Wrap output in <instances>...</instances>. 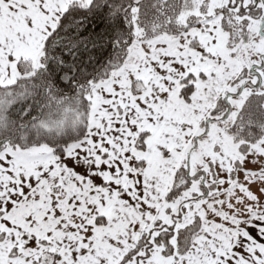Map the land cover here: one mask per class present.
<instances>
[{
    "label": "snow or ice",
    "instance_id": "1",
    "mask_svg": "<svg viewBox=\"0 0 264 264\" xmlns=\"http://www.w3.org/2000/svg\"><path fill=\"white\" fill-rule=\"evenodd\" d=\"M0 264H264V0H0Z\"/></svg>",
    "mask_w": 264,
    "mask_h": 264
}]
</instances>
